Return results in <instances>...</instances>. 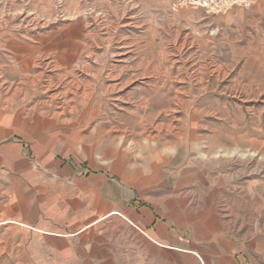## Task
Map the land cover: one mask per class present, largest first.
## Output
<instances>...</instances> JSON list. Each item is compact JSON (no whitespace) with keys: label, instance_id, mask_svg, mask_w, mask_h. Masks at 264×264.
I'll list each match as a JSON object with an SVG mask.
<instances>
[{"label":"rangeland","instance_id":"obj_1","mask_svg":"<svg viewBox=\"0 0 264 264\" xmlns=\"http://www.w3.org/2000/svg\"><path fill=\"white\" fill-rule=\"evenodd\" d=\"M4 147L0 264H264V0H0Z\"/></svg>","mask_w":264,"mask_h":264},{"label":"crops","instance_id":"obj_2","mask_svg":"<svg viewBox=\"0 0 264 264\" xmlns=\"http://www.w3.org/2000/svg\"><path fill=\"white\" fill-rule=\"evenodd\" d=\"M8 149H9V147H4V148L0 149V153L2 152L4 154L3 156L10 157V149L9 150ZM87 179L91 180L90 177H87ZM95 179L96 180L99 179L101 181V183L98 184V186H97L98 188H101L102 187L101 186L102 184H105L108 180H110L109 174H107L106 171H101L99 173L93 174L92 180L95 181ZM90 184L95 187V184L93 182L90 181ZM94 187H92V188H94ZM112 214H119L118 213V210L112 208L106 216L112 215ZM8 220L10 221V217H9Z\"/></svg>","mask_w":264,"mask_h":264}]
</instances>
